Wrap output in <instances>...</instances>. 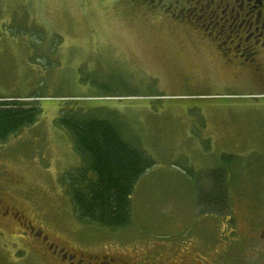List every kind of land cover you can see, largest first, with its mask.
Instances as JSON below:
<instances>
[{
    "label": "rangeland",
    "instance_id": "374dc122",
    "mask_svg": "<svg viewBox=\"0 0 264 264\" xmlns=\"http://www.w3.org/2000/svg\"><path fill=\"white\" fill-rule=\"evenodd\" d=\"M133 6L132 0H0V100L37 97L41 109L34 125L0 141V209H7L0 216V264H20L8 243H28L12 236L18 221L49 229L69 251L130 241L194 250L229 232L230 210L246 215L241 221L252 235L245 261L264 264V98L228 96L194 82L192 72L213 65L162 22L151 28L145 11L126 15ZM70 107L115 122L154 161L136 182L124 227L75 215L62 176L80 160L55 122ZM218 181L225 201L223 212L213 214L202 199L216 194Z\"/></svg>",
    "mask_w": 264,
    "mask_h": 264
},
{
    "label": "flooded vegetation",
    "instance_id": "af4514ba",
    "mask_svg": "<svg viewBox=\"0 0 264 264\" xmlns=\"http://www.w3.org/2000/svg\"><path fill=\"white\" fill-rule=\"evenodd\" d=\"M132 1L134 6L126 15L136 9L145 11L150 14L151 28L156 21L162 22L166 30H172L173 37L184 44L195 45L204 65H213L192 72L194 82L199 80L197 83L213 85L227 91L228 96L264 98V0ZM167 37L173 39L171 35ZM5 179L1 185L4 188ZM1 203L2 199L0 208ZM211 208L213 214L223 212V206L212 205ZM229 212L230 216H224L228 219L226 222L231 223L229 232L215 235L211 245L200 243L194 250L191 247L163 250L158 247L160 243L150 242L149 248L145 242L128 241L116 248L99 245L91 250L75 247L69 251L59 246L49 229L25 220L15 224L19 233L12 236L27 239V245L15 248V242L8 243L14 248L20 264H239L240 260L247 264L243 251L252 235L241 221L246 215L236 210ZM6 213L7 209H0V216ZM0 234L4 237L3 231L0 230ZM259 240L264 246V237Z\"/></svg>",
    "mask_w": 264,
    "mask_h": 264
},
{
    "label": "trees",
    "instance_id": "16d2710c",
    "mask_svg": "<svg viewBox=\"0 0 264 264\" xmlns=\"http://www.w3.org/2000/svg\"><path fill=\"white\" fill-rule=\"evenodd\" d=\"M29 98L0 100L1 142L38 121L41 109L37 97ZM87 112L61 108L55 120L69 134L80 160L78 168L62 176V183L79 219L118 229L129 224L133 189L154 161L128 140L115 122ZM216 183V194L202 201L222 207L225 192L222 182Z\"/></svg>",
    "mask_w": 264,
    "mask_h": 264
}]
</instances>
